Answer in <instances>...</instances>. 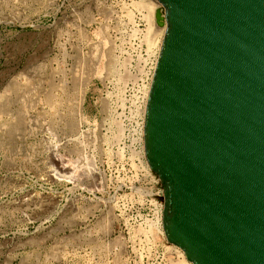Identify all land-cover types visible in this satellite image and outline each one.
Returning <instances> with one entry per match:
<instances>
[{
	"label": "rangeland",
	"instance_id": "1",
	"mask_svg": "<svg viewBox=\"0 0 264 264\" xmlns=\"http://www.w3.org/2000/svg\"><path fill=\"white\" fill-rule=\"evenodd\" d=\"M157 8L0 0V264H164L151 179L111 112L120 66L161 45Z\"/></svg>",
	"mask_w": 264,
	"mask_h": 264
},
{
	"label": "water",
	"instance_id": "2",
	"mask_svg": "<svg viewBox=\"0 0 264 264\" xmlns=\"http://www.w3.org/2000/svg\"><path fill=\"white\" fill-rule=\"evenodd\" d=\"M144 156L190 264H264V0H154Z\"/></svg>",
	"mask_w": 264,
	"mask_h": 264
},
{
	"label": "built area",
	"instance_id": "3",
	"mask_svg": "<svg viewBox=\"0 0 264 264\" xmlns=\"http://www.w3.org/2000/svg\"><path fill=\"white\" fill-rule=\"evenodd\" d=\"M142 31L144 32L145 29L143 28ZM159 50L160 44H156L153 55L148 56L142 63L130 64L129 68L120 66L119 72L123 77L131 73L133 78L129 81L123 79L118 83L123 99L114 104L111 112L115 118V130L120 134V143L124 146L125 151L132 156L133 151L140 152L136 158L133 156V160L141 167L144 177L151 179L156 197L152 198L150 195L148 197L155 200L157 211L155 212L156 216L153 214L149 221L154 224V220L160 217L161 225H163L164 208L161 200L164 194L163 189L159 185V180L152 175L148 168L145 157H142L144 155V113ZM169 247L164 257V264H180L184 254L175 246L170 245Z\"/></svg>",
	"mask_w": 264,
	"mask_h": 264
},
{
	"label": "bare ground",
	"instance_id": "4",
	"mask_svg": "<svg viewBox=\"0 0 264 264\" xmlns=\"http://www.w3.org/2000/svg\"><path fill=\"white\" fill-rule=\"evenodd\" d=\"M101 71V70H100ZM53 161L57 164V165H59L58 167L62 170V171H67L68 170V168H69V166L68 165H66V164H64V160H62V158H60V157H58V155L56 156L55 154L53 155ZM156 197V196H155ZM183 260H184V258L183 259H181V262H180V264H184L183 263Z\"/></svg>",
	"mask_w": 264,
	"mask_h": 264
}]
</instances>
